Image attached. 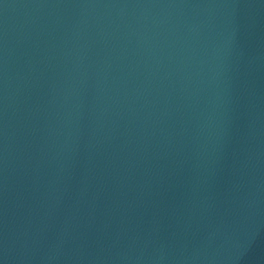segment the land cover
<instances>
[{
    "label": "water",
    "instance_id": "water-1",
    "mask_svg": "<svg viewBox=\"0 0 264 264\" xmlns=\"http://www.w3.org/2000/svg\"><path fill=\"white\" fill-rule=\"evenodd\" d=\"M0 264H264V0H0Z\"/></svg>",
    "mask_w": 264,
    "mask_h": 264
}]
</instances>
